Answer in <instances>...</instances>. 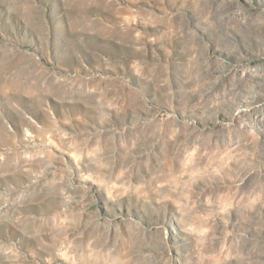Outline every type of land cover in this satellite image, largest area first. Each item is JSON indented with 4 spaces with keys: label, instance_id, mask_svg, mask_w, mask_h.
I'll use <instances>...</instances> for the list:
<instances>
[{
    "label": "rangeland",
    "instance_id": "obj_1",
    "mask_svg": "<svg viewBox=\"0 0 264 264\" xmlns=\"http://www.w3.org/2000/svg\"><path fill=\"white\" fill-rule=\"evenodd\" d=\"M0 264H264V0H0Z\"/></svg>",
    "mask_w": 264,
    "mask_h": 264
}]
</instances>
